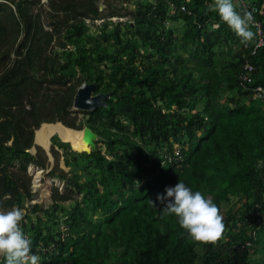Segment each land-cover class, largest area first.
<instances>
[{
  "label": "trees",
  "instance_id": "16d2710c",
  "mask_svg": "<svg viewBox=\"0 0 264 264\" xmlns=\"http://www.w3.org/2000/svg\"><path fill=\"white\" fill-rule=\"evenodd\" d=\"M99 1L50 0L46 30L38 0H0V207L26 209L21 224L40 264H264V47L255 48L256 28L245 40L215 0H120L108 17L126 19L115 23ZM248 3L264 32V0ZM100 19L94 40L86 33ZM171 20L182 24L177 35ZM79 81L109 93L106 107L81 123L70 113ZM57 122L105 139L72 153L52 137L50 153L58 159L54 146L65 149L69 171H50L66 187H52L41 209L26 172L45 168L47 156L29 149L35 129ZM178 179L219 205L224 228L215 240L193 241L151 203Z\"/></svg>",
  "mask_w": 264,
  "mask_h": 264
},
{
  "label": "clouds",
  "instance_id": "9594fccd",
  "mask_svg": "<svg viewBox=\"0 0 264 264\" xmlns=\"http://www.w3.org/2000/svg\"><path fill=\"white\" fill-rule=\"evenodd\" d=\"M235 2L237 1L215 0L212 7L237 34L243 38H251L254 36L251 25L255 23V9L238 8ZM33 147L35 148L34 144ZM49 193L51 199V190ZM4 196L10 198L11 193H5ZM150 201L162 213L174 215L193 241L215 240L224 228L219 205L199 189L194 190L183 179H178L174 185H167L163 192L157 193L155 199ZM25 215L26 209L19 205L0 207V255L5 258L4 264H40L41 256L39 252L33 251L32 239L21 224Z\"/></svg>",
  "mask_w": 264,
  "mask_h": 264
},
{
  "label": "rangeland",
  "instance_id": "374dc122",
  "mask_svg": "<svg viewBox=\"0 0 264 264\" xmlns=\"http://www.w3.org/2000/svg\"><path fill=\"white\" fill-rule=\"evenodd\" d=\"M50 0H47V2H38L37 4H36V6L34 7V12H36V11H42L43 13L44 12H47L48 10H49V2ZM119 1L120 0H100L98 3H97V6H98V11H102L103 12V14H104V16L105 17H108V16H111L112 14L111 13H114V10L115 9H117V8H120L121 7V3H119ZM117 7V8H116ZM130 8H132V9H134V6H131ZM119 13H120V11H119ZM59 15H60V13H59ZM41 19H42V21L45 23V29L46 30H49L50 28H49V26L47 25L48 23H49V21L46 19V13H44V16H42L41 17ZM118 19H120V20H125L126 18L125 17H122V18H117V17H115V16H112V17H108V18H105V20H107V22L106 23H115L116 21H118ZM56 21V20H55ZM89 22V24H91L90 23V21H86V23H88ZM105 21L103 20V19H100V20H95L94 21V24L93 25H91V28H89V33H86V34H89L90 36H92L93 38H94V40H95V38H101V34L103 33V31H102V29H103V27H105V24H103ZM101 23V24H100ZM167 27H170V28H173L174 30H175V35H177L178 33H177V31L179 30H182V24L180 23V22H178V21H173V20H171L170 22L168 21L167 22ZM110 29H111V27H110ZM63 32H62V35H61V37H63V34H65V30H62ZM104 31H108L107 30V27L105 28V30ZM180 34V33H179ZM85 39H87V38H84V41H85ZM245 40H249V39H247V38H245ZM57 42V40H56V38L54 37L53 38V41H52V44H55ZM100 42H101V40H100ZM57 46V45H56ZM69 47V49L70 50H72V46L71 45H69L68 46ZM55 52H59L60 50H58L57 49V47H54V49H53ZM12 58H13V55L11 56ZM76 77V76H75ZM74 77V78H75ZM78 78H80V74H77V77H76V79H78ZM80 82V81H79ZM82 83H84V82H80V83H78L77 85L78 86H80ZM77 90V89H76ZM44 92V90L41 92V93H43ZM94 94H95V92H94ZM74 112V113H73ZM83 112V113H82ZM70 113H71V115H73V116H75L76 117V121L77 122H85L86 121V119H87V115L85 114V112L84 111H81V110H77V109H75V108H73V107H71L70 108ZM87 113V112H86ZM44 124V123H43ZM42 125V124H41ZM40 125V126H41ZM40 126H39V128H40ZM129 126H131V124L129 125ZM39 128H37V129H39ZM37 129H35L34 130V134H35V131L37 130ZM129 129H131V127H129ZM54 136H56V135H54ZM34 137H35V135H34ZM53 137V136H52ZM52 137L50 138V141H51V139H52ZM57 138H58V141L59 142H61L60 141V138L57 136ZM136 140H137V137H134ZM105 138H103V137H100V136H98L97 135V140H96V142L97 141H100V145L103 143L102 141L104 140ZM66 143V142H65ZM34 144V143H33ZM36 146H38V145H35V147ZM38 147H40V146H38ZM33 147H31L30 149H29V153H30V151H31V149H32ZM41 148V147H40ZM42 149V148H41ZM54 149L56 150V151H58V159H56V158H54L53 156H52V158H53V162L51 161V159L47 156V154H46V152H45V154H46V156H47V166L45 167V168H40V167H36L35 165H29L28 166V168H27V172H26V174H27V176H29V177H31V192L33 193V200L31 201V203L32 204H35V203H38V204H40V208L41 209H43V208H46V207H49L50 205H51V199L49 198V196H48V194L45 196V197H42L41 196V194H42V191L44 190V189H46V190H48L49 191V188L50 187H56V188H58L59 189V192H64V189H65V187H66V181H64V180H61L60 178H58L57 176H54V175H51L50 174V171H52V172H54V171H59V169L60 170H62V171H64V172H68L69 171V167H67L66 165H65V163H64V158H63V156H66V153H65V149H60V148H57V147H55L54 146ZM68 150H70L72 153L74 152V153H80V152H77V151H74L71 147H70V145H69V148H68ZM82 153V152H81ZM32 154V153H31ZM32 155H34V154H32ZM67 158H69L70 160L73 158V156H72V154H69L68 156H67ZM50 159V160H49ZM31 166H35V168H37V169H39L40 171H41V173L39 174L40 175V186L39 187H35L33 184H32V181H33V177H32V175H30L29 174V167H31ZM90 171V170H89ZM49 182H50V184H49ZM48 185H49V188H48ZM40 190V191H39ZM47 191V192H48ZM49 195H50V193H49ZM80 198V197H79ZM235 201V200H234ZM69 203H65V205H68ZM231 205V203H226L224 206H223V209L225 210V209H227L229 206ZM3 256L2 255H0V259L2 258Z\"/></svg>",
  "mask_w": 264,
  "mask_h": 264
},
{
  "label": "bare ground",
  "instance_id": "6f19581e",
  "mask_svg": "<svg viewBox=\"0 0 264 264\" xmlns=\"http://www.w3.org/2000/svg\"><path fill=\"white\" fill-rule=\"evenodd\" d=\"M35 143L43 149H48L51 146L50 138L54 135L58 136L62 142H66L75 151H82L87 149V145L83 142V132L69 129L62 126L60 123L42 124L39 129L35 131ZM39 169L33 166L29 167V173L33 177V185L37 188L40 184ZM50 184V182H49ZM49 188V185H48ZM40 191V190H39ZM44 189L41 196H49V191Z\"/></svg>",
  "mask_w": 264,
  "mask_h": 264
},
{
  "label": "water",
  "instance_id": "95a60500",
  "mask_svg": "<svg viewBox=\"0 0 264 264\" xmlns=\"http://www.w3.org/2000/svg\"><path fill=\"white\" fill-rule=\"evenodd\" d=\"M94 90H95V84L94 83H84V84L80 85L74 94L72 107L77 109V110L84 111V112H93L94 110H96L98 107H101V106L106 107L104 100L108 99L109 93H107V94H95L94 95L93 94ZM81 131L83 132V142L87 145L86 146L87 149L82 150V151H77V152L90 153L91 151H93L96 148L95 142L97 140V134L94 133L88 127H84ZM33 143H34V145H37L35 143V137H34ZM43 150L46 152L47 156L53 162V158H52L51 153H50V148H48L47 150L46 149H43ZM30 153H32V154L36 153V150L34 147L31 149ZM32 184H33V181H32ZM50 190H51V187L49 188V192H50Z\"/></svg>",
  "mask_w": 264,
  "mask_h": 264
},
{
  "label": "built area",
  "instance_id": "2783aa9c",
  "mask_svg": "<svg viewBox=\"0 0 264 264\" xmlns=\"http://www.w3.org/2000/svg\"><path fill=\"white\" fill-rule=\"evenodd\" d=\"M38 1L39 2H46L47 0H38ZM236 1L241 2L245 8L254 9L253 5H250L249 3L247 4V0H236ZM256 12H257V10H256ZM252 26L254 27V29L256 28L257 37H258V41L255 45V48L264 47V32L261 30V25L259 23L255 22L254 24H252Z\"/></svg>",
  "mask_w": 264,
  "mask_h": 264
},
{
  "label": "crops",
  "instance_id": "0c3cea01",
  "mask_svg": "<svg viewBox=\"0 0 264 264\" xmlns=\"http://www.w3.org/2000/svg\"><path fill=\"white\" fill-rule=\"evenodd\" d=\"M30 174V173H29Z\"/></svg>",
  "mask_w": 264,
  "mask_h": 264
}]
</instances>
